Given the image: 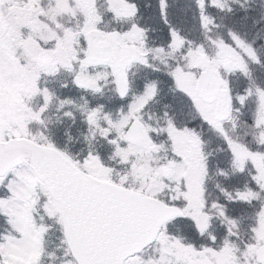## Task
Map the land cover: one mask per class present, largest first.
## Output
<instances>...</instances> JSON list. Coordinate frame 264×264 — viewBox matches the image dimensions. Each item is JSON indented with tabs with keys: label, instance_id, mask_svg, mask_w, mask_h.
I'll return each instance as SVG.
<instances>
[{
	"label": "snow or ice",
	"instance_id": "obj_1",
	"mask_svg": "<svg viewBox=\"0 0 264 264\" xmlns=\"http://www.w3.org/2000/svg\"><path fill=\"white\" fill-rule=\"evenodd\" d=\"M0 264H264V0H0Z\"/></svg>",
	"mask_w": 264,
	"mask_h": 264
}]
</instances>
